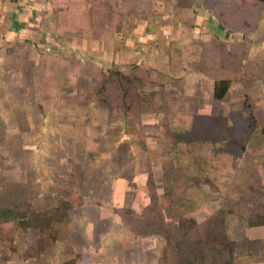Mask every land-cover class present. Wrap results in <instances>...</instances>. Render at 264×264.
<instances>
[{"label": "rangeland", "instance_id": "374dc122", "mask_svg": "<svg viewBox=\"0 0 264 264\" xmlns=\"http://www.w3.org/2000/svg\"><path fill=\"white\" fill-rule=\"evenodd\" d=\"M156 1L157 6L146 8L138 0L137 14L120 6L124 17L117 14L112 23L105 24L102 16L100 39L80 31L59 41V31L69 35L74 28L59 26L60 9L49 0L25 9L26 38L16 40L14 21L10 29L0 26V34L12 33L0 38V211L10 215L7 222L0 220V264H158L164 240L136 235L131 215L122 218L116 211L142 213L151 201L150 173L158 198L169 168L176 171L174 181L197 175L194 164L183 159L182 145L172 146L167 134L181 125V113L233 114L228 123L240 129L219 137L212 157L214 179L230 174L233 179L236 173L239 179L254 178L248 179L245 196L238 194L245 202L260 191L256 185L263 186L264 1L221 0L234 12H225L233 32L206 7L203 12L177 5L188 0ZM217 28L230 34L226 41L212 32ZM178 45L175 55L167 54ZM242 56L246 60L239 64ZM119 65L137 73L145 93H130L116 82L109 89L116 94L110 95L113 101L103 106L96 100V86ZM243 69L247 75L241 83ZM211 77L235 81L221 100L212 97ZM126 97L136 101L133 110ZM248 105L249 113L241 112ZM126 108L132 112L129 119ZM70 165L74 178L68 184ZM205 189H210L204 193L207 201L193 210L189 204L183 208L188 216L202 220L227 203L223 194H211L213 187L205 184ZM71 190L96 204L79 207ZM68 199H76L78 208L45 215ZM174 207L176 200L167 214L171 225L177 223ZM36 212L43 214L31 217ZM226 228L239 246L237 264H248L241 219L228 214Z\"/></svg>", "mask_w": 264, "mask_h": 264}, {"label": "trees", "instance_id": "16d2710c", "mask_svg": "<svg viewBox=\"0 0 264 264\" xmlns=\"http://www.w3.org/2000/svg\"><path fill=\"white\" fill-rule=\"evenodd\" d=\"M120 3L119 0H51L53 9H60V13L58 12L57 14L59 26L65 23L69 24L67 27L69 28L68 31L74 28V32L69 35L68 32H65L66 30L64 31L65 34L59 31L58 40H69L70 36H72L71 38H75L80 31L81 33L82 31L91 33L93 39H100L103 32L102 16L106 17L105 24L112 23L115 17L117 18V14L123 19L124 15H121L122 13L118 11V9H120ZM131 3L132 6L129 1L125 4L122 3L123 9H127L129 12L134 11L137 14V9L141 8L139 6L140 2L138 3V0H132ZM203 4L206 8L210 9V12L224 25L229 21L225 17V12H227V14L229 12L231 15L234 14L232 7L230 9V6L224 4L221 0H204ZM226 27L233 32L234 28H231L230 25H226ZM79 28H81V30ZM179 48H181V46H179ZM179 48H177V50ZM171 53H173V51L171 52V49L168 48L167 54L172 55ZM228 53L230 56L235 57L233 50H229ZM241 58L245 59L246 57L242 56ZM122 65H119L115 69H108L109 71L107 70V72H105L106 78L104 77L103 82L98 83L96 86V100L103 106H107L109 101H113L110 95L116 94H110L109 89L112 84H116V82L123 88L125 87L126 91L129 90L130 93L131 91L133 93L134 91L145 93V91H142V89H144L142 88L143 82L135 76L137 73L122 70ZM246 75L247 71L244 69L241 70V77L239 78L241 83L244 82L242 78ZM234 82V79L230 77L214 78V98L217 100L223 99ZM73 90H75V87ZM170 90L172 95L178 97V101H180L179 96H177L179 93H176L173 89ZM105 94H109L108 97H110V100L107 99ZM126 96L130 98V94ZM128 98L126 99V103H128L127 105L133 110L136 101H129ZM141 107L143 106L141 105ZM248 108L249 105L247 109L241 112L245 111L246 114L249 113ZM42 111L45 112L43 109ZM124 113L127 119L132 115L130 109L128 111L127 108L124 110ZM232 115L230 114L229 117L233 120L234 115ZM229 117L181 113L178 116L181 125L175 130L168 128L167 134L171 136L170 144L172 146L182 145V157L194 164L192 166L196 168L197 175L188 176L186 180L178 179L174 181L173 176L176 171L169 168L167 172L165 171L164 194L162 198L158 194V198L155 194L157 190L155 188L156 184L153 181L154 177L152 173H150L147 185L150 190L151 201L143 209L142 213H136L129 208H118L116 211L122 218L125 215H131L133 220H130V222H132L133 225L130 226L136 235L145 238L158 237L164 240V248L160 253L161 256L158 264H236V243L229 237L227 232V215L231 214L240 217L241 220L244 219L243 224H245L244 226L247 229L264 225V184L259 187L254 182V185H256L255 188H259L260 191L255 196L250 195V197L252 196V200L245 202L238 198V194L242 193L243 196H245V187H248V179L253 180L254 178H249L248 175L247 178L244 177L243 179H239L240 175L236 173L233 179L230 177L231 174L229 177L220 181L214 179L217 173V167L212 157H214L215 151H217L221 145V138H225L224 135L227 136L229 133L233 134L235 128L240 129V127L235 126V123L234 129L232 125H229ZM165 118L167 119V116H165ZM243 118L247 119L246 117ZM247 122V129H251L249 121ZM241 128L244 127L241 126ZM262 133L264 135V128ZM243 148H245V146ZM170 162L172 164L171 159ZM173 166L172 164V167ZM70 167L71 169H69L66 175L68 184L70 181H73L74 178V167L73 165H70ZM170 174H172V176ZM166 177L168 179H166ZM205 184L214 188L215 191L212 189L214 193L211 192V194H215V192L220 195L223 194L224 197L227 198V203L200 220L195 215L188 216L183 208H186L185 206L189 204L190 206L188 207H191L190 210H193L199 207L202 202L207 201L206 194L204 193H210V189L206 190ZM47 187L49 192L50 187ZM71 195H74L71 196V199L76 198L80 201L79 207L96 204V202L86 197L84 198L78 193H72ZM71 199L62 201L53 211H50L51 209L47 210L49 213L46 211L44 212L45 215L54 216L56 213L62 211L61 209H63L62 212L66 214L67 211L78 208L76 199ZM174 200L177 202V207L173 209L177 210L178 217L177 223L171 225L168 223L167 214L170 212ZM2 211H0V220L2 222H7L10 215L7 212L2 213ZM42 214L43 213L40 214L36 212V214H32L31 217L33 216V218L37 219ZM24 218L28 217L25 215ZM46 221L50 223L52 220L51 218H47ZM258 244L263 245L264 248V240L256 239L252 246H258Z\"/></svg>", "mask_w": 264, "mask_h": 264}, {"label": "crops", "instance_id": "0c3cea01", "mask_svg": "<svg viewBox=\"0 0 264 264\" xmlns=\"http://www.w3.org/2000/svg\"><path fill=\"white\" fill-rule=\"evenodd\" d=\"M50 1L51 0H49V2ZM119 1L123 4L128 3V1H129L130 5L132 6V3H131L132 0H119ZM203 1L204 0H188V1H183L181 3L178 2L177 5L181 6L182 8H185V9L186 8H192V7H195L198 9L200 7V8H203L202 11L204 12L205 6L203 4ZM141 2H143V3L145 2L144 6L146 8H153V7L157 6L156 0H141ZM45 3H46V1H45ZM42 4H44V0H0V26H3L4 30L10 29L9 26L14 21V23L17 25V28H16V30H12V31L13 32L16 31L15 32L16 40H20V37L26 38V34L24 31H25V26H26V24H25L26 23V15H28V14H26L25 9L29 8V7H34L36 9L37 7H41ZM123 4H121L120 6L122 7ZM196 11L197 10H195L194 13ZM182 13L183 12H181V14ZM11 17H12V20H11ZM153 19L155 20V18H153ZM168 21H170V20L164 19L163 23L168 22ZM31 22L34 23L33 20L30 21V24H31ZM174 22H175V20L172 21V23H174ZM212 32L214 34L219 33L216 36L221 37V39H224L225 41L228 39V37L230 35L227 31L223 32V30L219 29V28L216 29V32H215V29H214V31L212 30ZM11 35H12V33L9 34L5 31V33L0 34V38L2 39L5 37H10ZM173 38L178 39L179 37L177 35H175V36L173 35ZM178 46H180V45H178ZM177 48H179V47L171 49V52L173 51V53H171L172 55L176 52ZM229 50H231V49H229ZM248 53L249 54H248L247 58H249L251 56V52L248 51ZM243 60H246V58L242 59V62L240 61L239 64L240 63L242 64ZM206 78L208 79V77H206ZM211 79H213V80H209V81L212 82L213 92H214V78L211 77ZM212 97L214 98V94H212ZM241 221H242V227H243V232H244V237H245L244 239L245 240L247 239V241L249 242L248 246L245 248L246 256L248 257L247 259L249 260L248 264H264V259H263L264 258V248H263V245L258 244V246H252V244H254V241L256 239L264 240V225L258 226L255 228L247 229L244 226L245 224H243L244 219H242ZM228 235H229V232H228ZM235 243L237 244L236 241H235ZM238 249H239V246L236 245V252L238 251ZM235 257L237 258V255H235ZM259 260H260V262H258ZM236 264H237V260H236Z\"/></svg>", "mask_w": 264, "mask_h": 264}]
</instances>
